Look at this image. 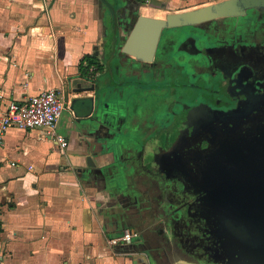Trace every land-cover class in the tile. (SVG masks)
<instances>
[{
    "label": "flooded vegetation",
    "instance_id": "obj_1",
    "mask_svg": "<svg viewBox=\"0 0 264 264\" xmlns=\"http://www.w3.org/2000/svg\"><path fill=\"white\" fill-rule=\"evenodd\" d=\"M112 66V127L144 138L121 163L148 194L140 229L154 259L264 264V10L165 28L151 61L121 53Z\"/></svg>",
    "mask_w": 264,
    "mask_h": 264
},
{
    "label": "crops",
    "instance_id": "obj_2",
    "mask_svg": "<svg viewBox=\"0 0 264 264\" xmlns=\"http://www.w3.org/2000/svg\"><path fill=\"white\" fill-rule=\"evenodd\" d=\"M108 1L117 8L123 54L131 20L219 0ZM113 42L104 0H0V118L13 102L24 104L48 90L64 95L66 77L83 61L108 57ZM111 116L82 128L66 110L60 120L66 148L43 128L6 132L0 144V264L158 263L144 240L110 243L133 230L148 199L121 164L113 128L119 115Z\"/></svg>",
    "mask_w": 264,
    "mask_h": 264
},
{
    "label": "water",
    "instance_id": "obj_3",
    "mask_svg": "<svg viewBox=\"0 0 264 264\" xmlns=\"http://www.w3.org/2000/svg\"><path fill=\"white\" fill-rule=\"evenodd\" d=\"M104 2L111 10L113 17L114 42L111 53L108 57L102 58L101 62L88 60L80 63L77 71L68 75L63 85L64 99L67 104L66 110L73 115V122L82 128H87L94 123H104L103 121L112 117L111 115H119L118 110L123 102L120 94L123 84L119 81L120 77L112 66V62L120 54L118 13L117 8L108 0H104ZM252 9L264 10V0H219L194 10L169 13L163 18L139 17L133 29L128 33L122 52L140 61H151L156 53L163 29L181 28L226 17L243 16ZM100 64L108 69L113 85L102 74ZM134 94V96L132 95L128 98L126 106L132 107L135 99L139 98L138 92ZM112 98L114 99L112 100L113 104H111ZM143 140L144 138L137 137L133 132L129 131L123 138L120 137L116 140V147L122 149V157L124 155L128 157L126 163H130L136 153L142 149L144 146ZM129 168L126 164V169ZM124 169L125 167H123ZM261 204H264V201H260ZM259 211L264 213L261 208ZM148 219V215L144 214L141 218L134 220V223L136 221L137 223L133 230L140 233L139 240L145 241L143 233L146 230H141L140 227ZM262 225H264V222H262ZM260 236L264 237V233H260ZM180 263L196 264L188 261H181Z\"/></svg>",
    "mask_w": 264,
    "mask_h": 264
},
{
    "label": "built area",
    "instance_id": "obj_4",
    "mask_svg": "<svg viewBox=\"0 0 264 264\" xmlns=\"http://www.w3.org/2000/svg\"><path fill=\"white\" fill-rule=\"evenodd\" d=\"M67 109L64 95L58 90H48L31 96L24 104L11 103L0 118V144L11 128H43L61 148L68 146V139L60 133V120ZM15 165V163H13ZM138 232L127 229L117 238L110 239L113 245L131 243Z\"/></svg>",
    "mask_w": 264,
    "mask_h": 264
},
{
    "label": "trees",
    "instance_id": "obj_5",
    "mask_svg": "<svg viewBox=\"0 0 264 264\" xmlns=\"http://www.w3.org/2000/svg\"><path fill=\"white\" fill-rule=\"evenodd\" d=\"M138 1H140V2H145L146 0H138Z\"/></svg>",
    "mask_w": 264,
    "mask_h": 264
}]
</instances>
